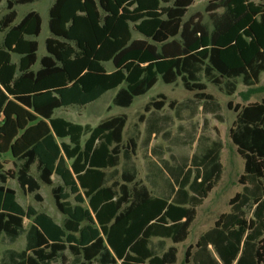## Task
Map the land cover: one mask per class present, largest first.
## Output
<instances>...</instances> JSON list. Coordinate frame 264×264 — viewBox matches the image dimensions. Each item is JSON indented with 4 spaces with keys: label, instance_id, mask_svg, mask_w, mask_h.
<instances>
[{
    "label": "trees",
    "instance_id": "1",
    "mask_svg": "<svg viewBox=\"0 0 264 264\" xmlns=\"http://www.w3.org/2000/svg\"><path fill=\"white\" fill-rule=\"evenodd\" d=\"M39 1L0 0V12L5 2L7 11L0 16V158L10 155L16 166L5 170L0 161V238L11 244L26 238L25 249L9 251L2 264H177L178 249H166L165 240L188 239L197 208L221 181L223 142L203 149L202 136H192L196 151L180 162L194 166V196L169 202L137 181V143H124L126 115L95 128L55 116L110 91H117L115 106L129 108L159 78L168 85L181 80L195 94L180 107L200 105L221 121L222 106L208 83L229 97L239 80L248 88L247 105H228L237 114L230 139L244 161L242 192L187 251L185 264H264V100L250 103L264 91L257 88L264 74V0H214L207 8L211 30L200 16L186 20L196 0H56L48 54L34 70L39 44L32 38L40 36L43 20L31 12L18 22L16 8ZM157 97L146 112L165 108L166 96ZM179 168L176 177L185 170ZM54 176L62 185L55 186ZM10 180L37 202L41 184L52 187L64 224L23 208Z\"/></svg>",
    "mask_w": 264,
    "mask_h": 264
},
{
    "label": "rangeland",
    "instance_id": "2",
    "mask_svg": "<svg viewBox=\"0 0 264 264\" xmlns=\"http://www.w3.org/2000/svg\"><path fill=\"white\" fill-rule=\"evenodd\" d=\"M257 3L261 0H253ZM56 0H42L35 2L33 4H27L18 6L16 8L20 22L27 14L30 12H37L41 15L43 24L42 32L39 37L32 38L35 39L39 44L38 57L39 61L34 67V70L40 68V60L46 56L47 47L46 41L51 37L49 22H50V9L54 5ZM214 2V0H196L194 5L189 9L186 20L194 16H200L203 19V23L212 29V21L210 18V13L207 11V8ZM223 9H219L217 12L219 14L223 13ZM7 13L6 11V2L4 3L0 16H3ZM4 36L1 35V41ZM14 62L19 63V57L14 56ZM108 70L112 71V65H107ZM264 87V74L261 77V83L257 88ZM248 92V88L242 84V81L239 80L238 91L235 96L229 97L223 93L218 87L208 83V93L213 95L217 101L223 107V115L225 117L226 123L222 127L223 129L227 128L230 125V122L233 121L236 116L233 110L228 108V103L232 102V106L237 103L241 105H247L248 102L244 101L242 94ZM117 94V91H110L105 94L99 101L90 104L86 107H71L67 109H60L56 111V117H62L70 122L78 123L82 125H89L91 127L98 126L102 121H105L111 117L119 115H127L130 119V124L128 126L126 136L129 137L135 134L134 125L137 122V115L143 112V107L146 103L156 98L158 95H165L169 100H178L182 101L186 98L194 96V93L187 91L181 80L175 84H165L161 78H159L156 86L145 96L139 97L135 100L134 104L129 109H124L117 107L113 104V100ZM264 100V91H260L251 96L250 102H261ZM202 119V118H201ZM200 119V122L202 120ZM230 126L227 130H224V139L226 143L224 151V164L226 165V179L225 183L211 196V199L199 209L197 220L195 221L189 241L187 243L179 245L180 257L179 264H184L186 253L189 249L193 248L198 240V238L208 230L214 227L216 220L224 213H229L231 211L230 200L238 193L242 191V186L239 185V177L243 174L244 161L241 156L237 153L235 146L230 140ZM87 139V138H86ZM84 139V140H86ZM0 161L4 163L5 170H16L15 161L10 155H6L0 158ZM34 176L37 177L36 169L33 170ZM56 185H62L61 180L58 177H54ZM8 186L15 189L18 195L19 203L27 209L29 206L36 208L39 212L46 213L50 215L57 223L63 225L65 222V216H63L56 208L55 200L52 195V188L46 185H42V189L39 194L42 199V202H37L34 195L26 194L20 188L16 180H10ZM240 188V189H239ZM229 191V195H224V192ZM231 192V193H230ZM73 201V199H72ZM248 217L252 216V212H247ZM30 221L26 220L25 226L29 228ZM170 244V243H168ZM171 245V244H170ZM26 247V238L22 237L17 243L11 244L8 240L0 238V264L5 260L6 254L11 251H23ZM58 264H65L60 262Z\"/></svg>",
    "mask_w": 264,
    "mask_h": 264
},
{
    "label": "crops",
    "instance_id": "3",
    "mask_svg": "<svg viewBox=\"0 0 264 264\" xmlns=\"http://www.w3.org/2000/svg\"><path fill=\"white\" fill-rule=\"evenodd\" d=\"M18 18H19V14H18ZM194 96L190 98H186L182 101L169 100L168 97L166 96L167 101L165 102L167 105L161 112H158L155 109H152L149 112L145 111V108L148 105V103L153 100H156L158 97L146 103L143 107V112L137 115V122L134 125L135 134L129 137L126 136L128 126L130 124V119L128 118V122L125 128V131H124V143L127 144L129 139H133L137 143L136 154L133 156V159H132L133 161L132 163H134L135 168L138 172L137 181L145 185L149 189V191L152 193L153 196L166 199V200H169V202H171L174 199L179 200V201L190 200L194 196V193L190 191V186L193 184L195 180V176H194L195 173L192 172V176H189L190 175L189 171H192L194 166L191 165V162H189L187 165H184L183 162L182 163L180 162L182 160L180 157L181 155H190L191 157L196 151L197 144L193 143L194 145H191L192 136L193 135H195L196 137L202 136V138L204 139L203 149L207 147H211L213 143L217 142L219 139L223 142L224 148L222 149V153H221V164L223 165V174H222L221 181L208 195L204 203L200 207L197 208V216L195 219L196 221L198 217L199 209L202 208L209 201V199H211L212 194H214L225 183L227 170H226V165L224 164V151H225L226 143H225L223 131L227 130L228 127L230 126L229 130L231 132V130L234 127L235 121L237 119V114L235 113L236 116L234 117L233 121H231L230 125L227 128L223 129L222 131V127L226 123V120H227L225 119L223 115V107H222V113H221L223 117V121L218 119V117H216L215 114L204 113L203 107L200 105L197 107H195L194 105H190L188 106L189 108L180 107L181 104L194 100ZM173 102L175 103L174 108H170L169 104ZM250 103H255V102H250ZM239 104L240 103H237L234 106V108ZM129 108H124V109H129ZM193 114H195L194 118H192ZM141 118H143V120H141ZM200 119L202 120V122H200ZM86 140H84V142ZM235 148L237 150L236 146ZM179 167H185V170L182 173V175L176 177L174 176V173H176L177 169H180ZM118 170L120 171V174H121L123 170V160H122L121 165L118 167ZM243 173H244V168H243ZM54 177H53V180H54ZM200 181L201 179L198 180V182ZM42 185L44 184H41V189H42ZM55 186H60V185L55 184ZM181 186H185V187L182 188ZM29 195H33V194H29ZM52 195H53V192H52ZM224 195H229V191L227 190L226 192H224ZM17 198H18V195H17ZM53 198H54V195H53ZM65 220H66V217H65ZM194 223L192 224L190 228V235H191V230H192ZM190 235L185 242L180 243V244H174L169 239L165 240L166 249L173 247V246L178 249L177 264H179V257H180L179 245L187 243V241H189ZM200 237L198 238L196 244L198 243ZM160 241L161 239H158V238L153 239V243L155 244ZM168 243H170L171 245ZM185 260H186V256H185ZM185 260H184V264H185Z\"/></svg>",
    "mask_w": 264,
    "mask_h": 264
}]
</instances>
